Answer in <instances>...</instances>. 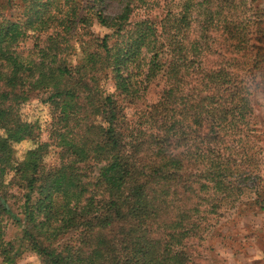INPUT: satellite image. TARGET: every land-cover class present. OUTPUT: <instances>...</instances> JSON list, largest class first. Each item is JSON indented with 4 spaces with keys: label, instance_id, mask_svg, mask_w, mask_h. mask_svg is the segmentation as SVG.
I'll return each instance as SVG.
<instances>
[{
    "label": "trees",
    "instance_id": "1",
    "mask_svg": "<svg viewBox=\"0 0 264 264\" xmlns=\"http://www.w3.org/2000/svg\"><path fill=\"white\" fill-rule=\"evenodd\" d=\"M149 1L0 2V264L20 254L4 218L41 264H208L228 212L250 195L264 209L258 0H161L158 21H132ZM159 74L158 99L129 113ZM33 94L49 141L21 113Z\"/></svg>",
    "mask_w": 264,
    "mask_h": 264
},
{
    "label": "rangeland",
    "instance_id": "2",
    "mask_svg": "<svg viewBox=\"0 0 264 264\" xmlns=\"http://www.w3.org/2000/svg\"><path fill=\"white\" fill-rule=\"evenodd\" d=\"M7 0H0L5 3ZM86 1V0H85ZM161 0L156 5L153 0L149 1V5L156 7L152 10L139 9L134 12L132 21L139 19L150 18L152 21H158L164 14L161 7H164ZM258 5V6H257ZM151 6V7H152ZM256 6L263 11L262 20L264 28V0H258ZM15 8L10 10V13ZM114 6L108 7V12H112ZM150 12L149 14H146ZM15 13V12H14ZM91 32L98 37L104 34H109V31L94 23L91 27ZM264 35V32H263ZM264 53V40L261 44ZM17 52L22 59H29L32 50V39H25L17 47ZM104 90L107 92L113 91V85L108 78L101 81ZM164 78L159 74L156 78L151 79L146 87L142 98L136 102V105L129 107L128 112L132 113L135 109H140L146 104L154 103L164 87ZM39 94H33L29 101L21 107V113L25 120L36 122L40 125L41 141H49L48 133L44 132L49 121L48 106L39 101ZM252 103L258 135L262 139L264 130V57L261 69L258 72V78L254 85L252 93ZM259 145L260 141L258 142ZM33 146L31 141H23L14 145L15 155L21 158L24 152ZM53 148V147H52ZM56 149H52L49 153L55 157ZM260 173L263 178L261 182L260 195L264 201V157H261ZM54 162V159L52 160ZM255 196L250 195L244 197L235 210L228 212L223 219L216 235L209 238L205 243L204 263L208 264H264V209L252 204ZM4 239L15 244V248L19 251V256L16 259V264H41V260L30 250L24 249L23 241H21V229L15 225L9 218H4Z\"/></svg>",
    "mask_w": 264,
    "mask_h": 264
}]
</instances>
